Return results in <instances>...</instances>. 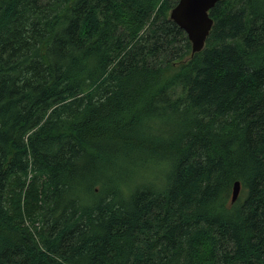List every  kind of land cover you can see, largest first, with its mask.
I'll return each mask as SVG.
<instances>
[{
    "label": "trees",
    "instance_id": "1",
    "mask_svg": "<svg viewBox=\"0 0 264 264\" xmlns=\"http://www.w3.org/2000/svg\"><path fill=\"white\" fill-rule=\"evenodd\" d=\"M176 1L0 0V264H264V0Z\"/></svg>",
    "mask_w": 264,
    "mask_h": 264
},
{
    "label": "water",
    "instance_id": "2",
    "mask_svg": "<svg viewBox=\"0 0 264 264\" xmlns=\"http://www.w3.org/2000/svg\"><path fill=\"white\" fill-rule=\"evenodd\" d=\"M218 0H177L168 12V17L184 31L190 43L191 53L199 51L210 30L212 20L208 10ZM239 184L234 181L230 202L237 196Z\"/></svg>",
    "mask_w": 264,
    "mask_h": 264
},
{
    "label": "rangeland",
    "instance_id": "3",
    "mask_svg": "<svg viewBox=\"0 0 264 264\" xmlns=\"http://www.w3.org/2000/svg\"><path fill=\"white\" fill-rule=\"evenodd\" d=\"M29 177V176H28ZM142 179H144L145 177L147 178V179H149V180H151V178H152V174H151V172L150 171H147V173H146V175L144 176L143 174H142ZM145 180V179H144Z\"/></svg>",
    "mask_w": 264,
    "mask_h": 264
}]
</instances>
